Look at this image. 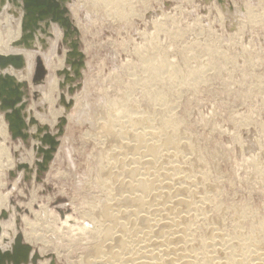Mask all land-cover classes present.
Returning <instances> with one entry per match:
<instances>
[{
    "label": "rangeland",
    "instance_id": "374dc122",
    "mask_svg": "<svg viewBox=\"0 0 264 264\" xmlns=\"http://www.w3.org/2000/svg\"><path fill=\"white\" fill-rule=\"evenodd\" d=\"M128 3L121 17L99 0L65 2L67 16L78 30L73 39L84 54L81 75L76 76L66 61L72 39L63 34L59 54L63 63L56 72L70 68L72 78L61 86L64 74L57 73L58 83L46 97L52 109L49 123L37 119L38 107L31 108L37 90L27 86L25 91L28 119H35L36 126L46 128L43 132L56 135L58 141L46 170L39 165L44 160L38 151L41 140L32 136L31 124L27 140L12 139L9 126L0 121L4 129L0 140L8 141L3 145L5 155L0 152V204L11 205L17 220L10 209L7 212L17 221L24 242L39 255L36 264H88V248L96 239L93 227L99 220L96 209L105 197L100 165L111 145L97 125L121 101L151 115L157 127L166 111L171 112L182 136L195 144L219 208L209 212L210 222L199 223L201 233L208 222L226 229L240 223V229L249 233L264 218V0ZM32 49L37 50V44ZM150 52L155 64L163 57L182 72L202 65L205 77L196 87L188 84L166 93L169 108L159 100L154 103L149 84L159 88V82L151 80L148 88L134 84L146 76L140 56ZM19 164L31 168L30 173L21 172ZM6 231L12 232L8 227Z\"/></svg>",
    "mask_w": 264,
    "mask_h": 264
},
{
    "label": "bare ground",
    "instance_id": "6f19581e",
    "mask_svg": "<svg viewBox=\"0 0 264 264\" xmlns=\"http://www.w3.org/2000/svg\"><path fill=\"white\" fill-rule=\"evenodd\" d=\"M15 1L0 0V51L7 54L21 53L26 60L25 67L11 68L7 71L27 70L31 80L37 73L35 72L36 57L41 54L46 76L37 83L31 82L30 88L37 90L33 109L38 107L40 111L34 114L37 119L48 120L46 123H49L52 109L46 97L54 82L58 83L56 70L61 68L58 65L63 63L59 55L62 53L63 44L60 38L63 35V28L47 19L40 21L44 30L41 28L36 30L35 38L31 40L32 44H37V50L14 46V40H18L23 35L21 20L24 14L22 0ZM99 1L105 7H114L117 11L115 12L121 17L125 15L124 7L129 4L128 0ZM255 16L254 18H257ZM140 59L144 63L146 76L143 75L134 84H138L139 87L142 85L144 88L153 86L148 90L150 99L154 103L161 101L164 103L163 107L166 104L169 108L166 93L176 92L178 88L188 84L196 87L205 77L202 65L187 68L186 72H182L163 57L159 64H155L152 52L140 56ZM28 60H34L31 67L27 63ZM67 69L71 74L72 70ZM25 72H19L17 75H27ZM63 80L59 81V85ZM151 80L159 82L161 87L154 88L152 84L154 82ZM150 82L152 83L148 85ZM133 109L128 101H121L116 104L112 113L107 115V120L97 125L111 145L101 165L99 163V182L104 189L105 197L102 205L98 210L96 209L95 214L99 218L98 220L95 217L98 223L96 221L97 225L95 223L93 227L96 239L92 242L93 245L90 242L92 246L88 248V258L85 263L264 264V218L259 220L257 228L248 231L249 233H244L242 228L240 229V223L233 224L230 229L219 225L211 226L209 212H218L219 208L217 202H214L216 196L212 193V189H208L210 178L206 164L195 144L190 137L182 136L180 124L175 119V115L172 117L171 112L164 110L166 115L159 119L160 126L157 127L156 120L154 121L151 115ZM25 112H29V107H26ZM0 121H5L8 127L4 114ZM30 132L31 134L37 132L35 124H31ZM0 134L4 136V129L1 126ZM3 141L0 140V152L5 155L6 148L3 145L8 141L6 139ZM19 143L22 144L20 140ZM44 147L48 148V146ZM23 170L24 174H28L31 168H23L21 172ZM20 177L18 176L19 179ZM10 197V195L7 197L8 202ZM2 205L1 203L0 249L11 251L18 233L15 227L17 216L13 213L11 205L5 204L4 207ZM9 209L12 211V217L14 214L15 221L9 216L7 212ZM2 211L8 214L6 218L1 216ZM92 218L94 219L93 216ZM242 219H245L244 216ZM202 220L209 221V226L206 224L208 228L206 232L202 231L203 233L200 232L199 224ZM7 227L12 232H7Z\"/></svg>",
    "mask_w": 264,
    "mask_h": 264
},
{
    "label": "water",
    "instance_id": "95a60500",
    "mask_svg": "<svg viewBox=\"0 0 264 264\" xmlns=\"http://www.w3.org/2000/svg\"><path fill=\"white\" fill-rule=\"evenodd\" d=\"M67 0H22V6L24 14L22 16L21 28L23 35L13 42L14 46H25L27 49L33 47L32 39L35 38V32L39 28L44 30L40 21L49 20L52 23H58L63 28L64 38H71L70 47L71 50L67 52L66 61L69 62L74 70L76 76L81 75V67L84 66V54L78 49L77 40L73 39V36L77 34V27L73 24L70 18L67 16L68 9L65 6ZM17 2V0L15 1ZM48 22V23H49ZM47 23V24H48ZM46 24V26H48ZM32 40V41H31ZM26 65L25 57L21 53H0V109L4 112L6 121L11 130L12 139L22 138L27 140L30 134L27 132L28 125L37 124L35 119H28V115L25 112L27 102L25 100L27 90V84L24 82H17L16 77L3 72L7 69H22ZM33 82L37 83L43 80L46 76V69L43 61L40 57L36 58V69ZM58 74H64V80L60 83L61 86L66 85L68 79H71L70 70L64 68L57 72ZM67 81V82H66ZM70 89L72 87H69ZM65 101L64 97H62ZM69 106V105H68ZM65 122L63 118L60 123V132H62V126ZM43 130L37 125V132L32 134L33 137H39L42 144L38 147V151L43 153V162L39 163L41 170H46V161L52 158V152L56 149L58 143L56 135ZM43 132L42 135L40 133ZM48 144V148L44 145ZM18 168H27L24 164H19ZM1 216L6 218L8 214L5 211L1 212ZM2 233V227L0 225V235ZM32 255V256H31ZM39 255L32 251L30 245L24 242V236L21 232H18L15 236L13 250H1L0 249V264H36L39 260Z\"/></svg>",
    "mask_w": 264,
    "mask_h": 264
},
{
    "label": "crops",
    "instance_id": "0c3cea01",
    "mask_svg": "<svg viewBox=\"0 0 264 264\" xmlns=\"http://www.w3.org/2000/svg\"><path fill=\"white\" fill-rule=\"evenodd\" d=\"M38 45H40V44H38ZM0 53H2V54H7V53H4V51H0ZM33 61L34 60H28L27 61V63L28 64H30V67L32 66V63H33ZM35 67V66H34ZM53 69V68H52ZM27 72V75L26 74H23V75H21V76H19V75H17V73H19V72H21V73H23V72ZM25 71H14V70H9V71H7L6 70V72L8 73V74H10V75H12V76H15V75H17V77H16V81L17 82H24V83H26V84H28L27 86H28V88L30 87V78H29V73H28V71L27 70H25ZM25 72V73H26ZM5 73V72H4ZM27 88V89H28ZM25 91H27L26 89H24ZM33 107H34V105L33 106H31V108L33 109ZM0 118L1 119H3V114L1 113V115H0ZM41 121V120H40ZM5 122V121H4ZM2 123V122H1ZM3 249H4V247H2Z\"/></svg>",
    "mask_w": 264,
    "mask_h": 264
}]
</instances>
